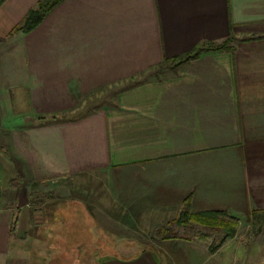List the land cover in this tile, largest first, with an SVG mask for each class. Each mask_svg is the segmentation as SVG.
Masks as SVG:
<instances>
[{
    "label": "crops",
    "instance_id": "1",
    "mask_svg": "<svg viewBox=\"0 0 264 264\" xmlns=\"http://www.w3.org/2000/svg\"><path fill=\"white\" fill-rule=\"evenodd\" d=\"M41 1L0 3L1 123L21 121L9 131L16 171L46 193L41 207L0 210V258L264 264V248L238 239L212 260L206 238L176 224L185 210L264 216V0H66L10 36Z\"/></svg>",
    "mask_w": 264,
    "mask_h": 264
},
{
    "label": "rangeland",
    "instance_id": "2",
    "mask_svg": "<svg viewBox=\"0 0 264 264\" xmlns=\"http://www.w3.org/2000/svg\"><path fill=\"white\" fill-rule=\"evenodd\" d=\"M89 106H94L95 104H88ZM87 105V106H88ZM82 113H84L82 111ZM36 121H42L44 120L43 118H38L35 117ZM1 112H0V183H1V193L2 196L0 198V210H2L3 212H6L8 210H14L16 209L18 206H24V204H26L25 207H41L40 202L39 201L41 199L44 198L45 196V188L44 184H38L35 187H33V182H30L29 179H25L23 178L18 171H16L17 169V164L18 161L20 160L21 157H17L15 154V151L13 150V146H12V142L10 140L9 134H10V130L11 128H18L15 124L21 122L20 120L17 121V119L15 118H11V119H5L2 121L1 123ZM25 123L27 124L26 120ZM16 160V162L14 161ZM14 161V163H13ZM21 168V167H20ZM23 169V168H22ZM26 175V174H25ZM17 183H21L22 188L18 189V191L16 189H13L11 187H13L12 184H16ZM33 187V188H32ZM28 188V189H27ZM15 190V193L13 192V190ZM38 193V197H35L36 192ZM27 192H31L34 196L32 197V200H30L28 198ZM24 194V199L21 202V198H19L18 196ZM18 195V196H17ZM15 201L13 200V197H15ZM19 198V199H18ZM35 198L37 199V201L39 202L38 205H34V201ZM20 200V201H19ZM36 202V201H35ZM41 221V219H40ZM15 223H14V218L11 220V227H14ZM178 228L181 229L180 230V235H184V236H188L191 238H197L200 239L203 236L206 238V242L210 245V253L207 252L206 255H209V257L213 259H217L218 258V250L220 249V246L223 245V243L227 240L230 239H238L244 247L252 249V248H256V246H260L261 248H264V238H260L257 235L254 236L256 234V231H258V225L251 223V224H240L239 222L236 223V225L234 226V232L232 233V236L230 237H226V231L225 230H221V231H208L205 230L203 227L199 226V225H192V223L187 224V226L184 225H180L177 224ZM192 226V228H190ZM253 229V230H252ZM252 232H254V235H252ZM40 244L42 246H39L40 248H44L43 245H45L43 243L42 238L37 239ZM116 245L118 246V248H120L122 246V243H116ZM120 246V247H119ZM37 252H39V249L36 250ZM24 253L23 254H17L18 257H22L26 262H29V264H43L42 261H40V256L41 254L39 253ZM56 255H61L59 253H56ZM66 255V254H65ZM113 255V254H112ZM117 256L120 254H116ZM123 256H137V254L132 253V254H121ZM142 255V254H140ZM155 255V254H154ZM168 257H171V254H167ZM196 255L203 257L204 259H206L205 253H197ZM55 256V255H54ZM63 256V255H62ZM94 254L93 253H87L86 254V258L84 261L86 264H89V262H91V260H89L90 258L93 259ZM128 256V257H129ZM262 257V255H261ZM64 258V256H63ZM133 259V258H132ZM139 259V258H138ZM165 260H167L164 257ZM181 257H175L173 258L174 261H178L180 262ZM209 259V258H208ZM9 258L6 257H1L0 258V264H7ZM219 261V260H217ZM64 262V261H63ZM63 262L57 261V264H65ZM67 264H73V262L68 261Z\"/></svg>",
    "mask_w": 264,
    "mask_h": 264
},
{
    "label": "trees",
    "instance_id": "3",
    "mask_svg": "<svg viewBox=\"0 0 264 264\" xmlns=\"http://www.w3.org/2000/svg\"><path fill=\"white\" fill-rule=\"evenodd\" d=\"M5 0H0L2 3ZM66 0H43L41 1L35 9H32L27 17L25 18L23 24L18 28H15L10 36L23 33L28 34L34 31L61 3ZM230 40L224 42L221 45H203L201 48L189 54L183 58H176L174 60L165 61L157 70L156 74L164 73V71L169 69H174L175 67H180L181 65H185L190 61L198 58L202 53L206 52H224L230 51L232 47L230 46ZM80 117V116H79ZM78 119V118H77ZM18 184V183H17ZM16 186V184H12ZM2 196L1 193V183H0V198ZM253 223L258 225V231L261 229L262 224L264 223V216L254 215ZM192 223L203 227L208 231H226V237L232 236L234 232V226L236 225L237 220L230 218L224 212H203L192 214L190 210H185L180 217V219L176 222V224L187 226V224ZM16 224V223H15ZM16 226V225H14ZM14 227L12 232L14 231Z\"/></svg>",
    "mask_w": 264,
    "mask_h": 264
}]
</instances>
